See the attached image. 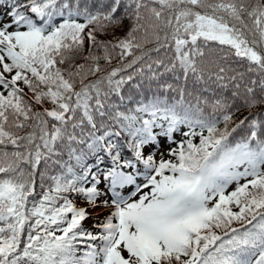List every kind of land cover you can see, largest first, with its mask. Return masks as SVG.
Listing matches in <instances>:
<instances>
[{"label": "snow or ice", "instance_id": "snow-or-ice-1", "mask_svg": "<svg viewBox=\"0 0 264 264\" xmlns=\"http://www.w3.org/2000/svg\"><path fill=\"white\" fill-rule=\"evenodd\" d=\"M0 9V264H264V0Z\"/></svg>", "mask_w": 264, "mask_h": 264}, {"label": "rangeland", "instance_id": "rangeland-1", "mask_svg": "<svg viewBox=\"0 0 264 264\" xmlns=\"http://www.w3.org/2000/svg\"><path fill=\"white\" fill-rule=\"evenodd\" d=\"M4 10H1L0 12H3ZM177 139H179V136H177ZM161 151L162 152H165L166 151V145H163L162 147H161ZM157 157H159V153H157ZM165 158L167 159L168 157H167V155H165ZM235 185H230L229 186V189H228V191L230 190V189H232L233 187H234ZM131 189H126V191H130ZM91 211V210H90ZM95 213H93V215H94ZM106 214V212L105 213H102V216L103 215H105ZM88 222V221H87Z\"/></svg>", "mask_w": 264, "mask_h": 264}]
</instances>
